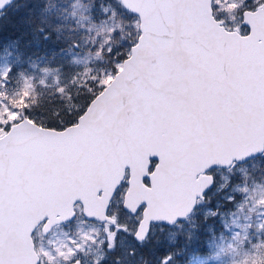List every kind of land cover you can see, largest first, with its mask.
<instances>
[{"label":"snow or ice","instance_id":"6c2138e0","mask_svg":"<svg viewBox=\"0 0 264 264\" xmlns=\"http://www.w3.org/2000/svg\"><path fill=\"white\" fill-rule=\"evenodd\" d=\"M12 8L0 264H264V0Z\"/></svg>","mask_w":264,"mask_h":264},{"label":"trees","instance_id":"16d2710c","mask_svg":"<svg viewBox=\"0 0 264 264\" xmlns=\"http://www.w3.org/2000/svg\"><path fill=\"white\" fill-rule=\"evenodd\" d=\"M21 2L22 0L16 1V3ZM28 11L29 9L27 8H22L19 11L12 8L3 19H0V43L19 37L21 39V50L26 53H34L35 56H41L46 53L50 54L52 47L50 44L32 42L31 27L26 22L28 20Z\"/></svg>","mask_w":264,"mask_h":264},{"label":"rangeland","instance_id":"374dc122","mask_svg":"<svg viewBox=\"0 0 264 264\" xmlns=\"http://www.w3.org/2000/svg\"><path fill=\"white\" fill-rule=\"evenodd\" d=\"M0 54H2V52H0Z\"/></svg>","mask_w":264,"mask_h":264}]
</instances>
